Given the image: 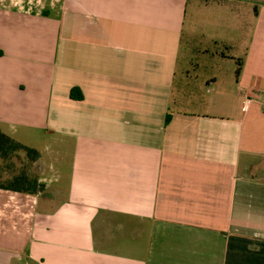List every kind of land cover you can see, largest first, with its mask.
<instances>
[{
	"label": "crops",
	"instance_id": "0c3cea01",
	"mask_svg": "<svg viewBox=\"0 0 264 264\" xmlns=\"http://www.w3.org/2000/svg\"><path fill=\"white\" fill-rule=\"evenodd\" d=\"M189 2L0 8V128L68 148L39 150L42 193L0 188V264H264V0L245 38L213 25L245 52L202 57L240 73L179 83Z\"/></svg>",
	"mask_w": 264,
	"mask_h": 264
},
{
	"label": "rangeland",
	"instance_id": "374dc122",
	"mask_svg": "<svg viewBox=\"0 0 264 264\" xmlns=\"http://www.w3.org/2000/svg\"><path fill=\"white\" fill-rule=\"evenodd\" d=\"M207 1L208 0H190L189 2L188 21L181 52L182 62L178 70L177 80L179 83H181V79L184 77L185 73L188 70L190 71V75L193 77H196L197 74L205 76L206 74L209 75L212 73L216 75H219L218 73L226 75L229 69V64H234L236 66L239 65L240 60L237 57L233 59V61L230 60V63L220 64L218 66V68H220L219 72H217V67H203L204 65H201V63L203 62L202 57L203 54L207 52V50L214 52L223 51L229 53L232 56L236 53H243L246 50L245 43L243 41L235 42V48L232 50H226L224 47L218 46L215 43L213 36L225 35L229 39L233 38L234 40H236L237 35L232 33L231 31L222 32V30L224 29H219L214 32L213 25L216 23L224 24V22L237 25L241 30V34H243L245 38L249 29L248 26L252 22L250 16L248 15V11H254V3L256 0ZM59 3H61V0H0V8L10 9L17 12H28L36 14L47 12V10L50 11V8L52 6L56 8L57 4ZM8 36H10V34L7 32L5 25L2 24V21H0V42L6 41ZM195 94L198 96V98H201L203 92L200 90H196ZM203 98L204 97H202L201 99ZM28 131L33 132V135ZM19 135H22L23 140L25 142H28L27 145L45 152L48 158H51V154L47 152L48 150H46V148L48 147H51L55 152L52 159H60L61 157L58 153H63L65 158H67L68 156L67 145L63 146L60 142H58V140L56 141L55 139H52V135L50 134V132L44 133V131L41 130L25 131L24 129H19V134H17V137H20ZM64 162L66 161H60V163ZM25 165L26 164H24V166ZM24 166L22 164H19L17 169H23ZM2 169L3 176L9 177L10 171L4 167L0 170ZM30 173L32 175H35L36 167H32Z\"/></svg>",
	"mask_w": 264,
	"mask_h": 264
},
{
	"label": "trees",
	"instance_id": "16d2710c",
	"mask_svg": "<svg viewBox=\"0 0 264 264\" xmlns=\"http://www.w3.org/2000/svg\"><path fill=\"white\" fill-rule=\"evenodd\" d=\"M240 69L239 64L238 73H240ZM170 121L171 117L168 115L167 124ZM40 157L39 150L19 142L0 128V169L4 167L10 171V176L4 177L3 169L0 170V188L27 194L42 193L45 185L40 182L38 175L30 173L31 168H34ZM19 164L26 165L23 169L18 170Z\"/></svg>",
	"mask_w": 264,
	"mask_h": 264
},
{
	"label": "built area",
	"instance_id": "2783aa9c",
	"mask_svg": "<svg viewBox=\"0 0 264 264\" xmlns=\"http://www.w3.org/2000/svg\"><path fill=\"white\" fill-rule=\"evenodd\" d=\"M249 100V99H248Z\"/></svg>",
	"mask_w": 264,
	"mask_h": 264
}]
</instances>
